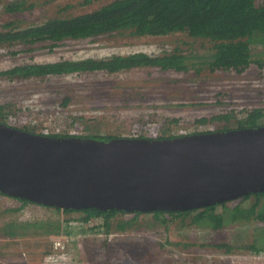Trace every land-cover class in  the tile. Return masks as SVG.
Here are the masks:
<instances>
[{
    "label": "rangeland",
    "instance_id": "374dc122",
    "mask_svg": "<svg viewBox=\"0 0 264 264\" xmlns=\"http://www.w3.org/2000/svg\"><path fill=\"white\" fill-rule=\"evenodd\" d=\"M13 1L20 0H0V30L8 22L25 27L48 18L89 12L111 0H23L22 11L5 13L4 3ZM51 44L0 46V71L28 63L137 52L158 55L180 49L201 53L186 58L189 64L184 71L148 66L114 73L96 70L25 79L0 76V105L4 106L6 123L29 125V130L38 133L32 129L33 120L41 122L52 114L49 119L61 129L57 132L60 136L167 137L187 135L198 127L203 131L238 128L237 120L252 109H264V66L251 64L242 73L206 72L197 62L211 43L193 40L185 33L138 36L123 31L67 39L49 48ZM260 50V45L254 48V52ZM65 99L68 102L62 105ZM197 119L206 122L200 124ZM257 123L264 125V117ZM253 203V199L237 198L228 201L226 209L237 205L247 208ZM221 210V206L216 207V212ZM195 213L186 217L118 213L106 231L98 227L101 219L86 220L82 212L63 213L0 194V264H264V251L256 253L251 248L264 235V221L240 220L212 229L192 223ZM47 219L63 221L71 233H63V227L54 230L57 233L52 228L17 227L22 222ZM117 220L133 222L119 230ZM10 223L19 234H7ZM57 237L65 239L67 252L53 248Z\"/></svg>",
    "mask_w": 264,
    "mask_h": 264
},
{
    "label": "water",
    "instance_id": "95a60500",
    "mask_svg": "<svg viewBox=\"0 0 264 264\" xmlns=\"http://www.w3.org/2000/svg\"><path fill=\"white\" fill-rule=\"evenodd\" d=\"M264 191V126L174 138L44 135L0 121V193L43 206L176 212Z\"/></svg>",
    "mask_w": 264,
    "mask_h": 264
},
{
    "label": "trees",
    "instance_id": "16d2710c",
    "mask_svg": "<svg viewBox=\"0 0 264 264\" xmlns=\"http://www.w3.org/2000/svg\"><path fill=\"white\" fill-rule=\"evenodd\" d=\"M22 4L23 0L5 2L3 10L5 13H16L23 10L20 8ZM123 31L138 36H164L179 32L185 33L193 40H208L211 45L204 54L200 55L201 60L197 63L201 65L202 69L211 72L234 70L236 73H242L251 64H256L258 67L264 66V0H111L89 12L61 18H48L39 24L19 27L14 26L11 22L5 23L0 30V46L34 45L38 42L49 41L52 43L49 48H52L55 44L67 39H84ZM258 45L262 47V50L254 52V48H258ZM200 53L195 50L186 52L175 49L158 55L137 52L128 55L116 54L101 59L86 58L59 60L51 63H28L0 71V76L8 79H25L48 74L61 75L96 70L114 73L120 70L148 66L159 67L162 70L184 71L189 64L187 57L198 56L197 54ZM67 102L68 99H65L62 105ZM3 108L4 106L0 105V121L6 123ZM261 117H264V109H252L244 118L237 120L238 128L262 126L257 123ZM196 122L202 124L206 122V119H197ZM24 129L33 132L29 128ZM71 137L79 136L72 135ZM91 138L107 141L116 137L93 136ZM14 199L23 204L32 203L26 199ZM241 199L245 201L253 199L254 203L247 208L237 205L226 209V202L199 209L151 213L156 217L165 213L186 217L191 212L197 211L195 215H192V223L199 226H209L212 229L232 225L240 220L264 221V203L263 205L261 203L264 201V191L247 194ZM217 206H221L222 210L216 212ZM46 207L63 213L79 211L84 213L86 220L90 218L101 219L98 227H102L106 231L112 227L113 217L118 213H125L116 209L73 210ZM133 213L137 216L142 212ZM130 221L132 220H117L116 228L119 230L126 229L130 226ZM10 224L8 227L11 226V228L8 229L7 234H19L14 228L16 226H13L14 223ZM17 227L22 230H28L32 227L35 229L45 228V231H49V228L54 231L63 227V233H71L68 231L69 227L60 220L47 219L46 221L22 222L17 224ZM262 233L264 234V227ZM255 242L251 245L254 252L264 251V235L261 236L260 241H257L256 244Z\"/></svg>",
    "mask_w": 264,
    "mask_h": 264
},
{
    "label": "built area",
    "instance_id": "2783aa9c",
    "mask_svg": "<svg viewBox=\"0 0 264 264\" xmlns=\"http://www.w3.org/2000/svg\"><path fill=\"white\" fill-rule=\"evenodd\" d=\"M205 43L208 41V40H203ZM208 42H210V41H208ZM209 47H210V45H209ZM204 71H206L207 69H203ZM216 71H221V70H216ZM230 71H233V72H235L234 70H230ZM206 72H211V71H209V70H207ZM58 106L56 105V108H57ZM61 109V108H60ZM59 109V110H60ZM45 115V114H44ZM52 117V114H50V115H48L47 117H46V120H44V121H37V120H33V123H32V129H35V130H37L38 131V133H41V134H44V135H61V134H59V133H57V132H59L61 129H59V128H57V127H55L54 126V122L55 121H53L54 119H49V118H51ZM21 121V120H20ZM19 121V122H20ZM7 124H8V122H7ZM23 124H26V122L25 121H23ZM9 125H12V126H15V127H18V128H21V129H24V128H29L28 126L26 127L25 125H21V124H16V122H11V123H9ZM195 131H197V132H202L203 130L201 129V127H198L197 128V130H195ZM195 131H193V133L195 132ZM43 132V133H42ZM74 135H77V134H74ZM177 135H185L184 134V132L183 133H178ZM78 136V135H77ZM153 136H155V137H158L157 135H153ZM123 137V136H122ZM129 137H131V138H135V137H137V135H132V136H129ZM53 248L55 249V250H57V251H59V252H63V253H65V252H67V244H66V241H65V239H63V238H61V237H57V238H55L54 240H53ZM64 255V254H63Z\"/></svg>",
    "mask_w": 264,
    "mask_h": 264
},
{
    "label": "clouds",
    "instance_id": "9594fccd",
    "mask_svg": "<svg viewBox=\"0 0 264 264\" xmlns=\"http://www.w3.org/2000/svg\"><path fill=\"white\" fill-rule=\"evenodd\" d=\"M21 129V128H20ZM233 129H235V128H233ZM23 130H25V129H23ZM206 132H214V131H200V132H196V133H189V134H187V135H191V134H198V133H206ZM40 134V133H39ZM60 136V135H59ZM64 136H72V135H64ZM179 136H186V135H172V136H167V137H163V138H174V137H179ZM140 137H142V138H155V139H158V138H162V137H144V136H137V137H135V138H140ZM83 138V137H82ZM86 138H91V137H86ZM131 138V137H130Z\"/></svg>",
    "mask_w": 264,
    "mask_h": 264
}]
</instances>
